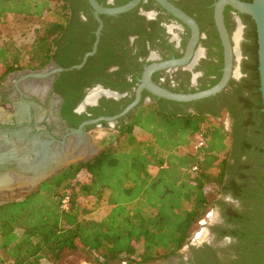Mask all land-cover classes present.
I'll return each instance as SVG.
<instances>
[{
  "label": "trees",
  "instance_id": "1",
  "mask_svg": "<svg viewBox=\"0 0 264 264\" xmlns=\"http://www.w3.org/2000/svg\"><path fill=\"white\" fill-rule=\"evenodd\" d=\"M69 3L0 0V25L10 15H17L36 26L31 44L0 43V85L14 71L41 68L53 60L63 67L82 61L84 53L92 49L97 23L91 13L83 20ZM253 23L252 34L257 39ZM81 26L89 28L87 45L75 55L61 56L81 36ZM101 52L99 49L90 57L82 69L65 73L71 82L63 92L75 99L73 109L87 86L103 81L93 79L91 69L96 67L108 77L115 73L108 69L117 60L107 55L102 57L103 65L95 64ZM255 57L253 88L260 101L253 109L257 107L263 116L260 131L264 134L258 42ZM160 100L164 103L137 107L119 121L110 143L104 140L107 145L88 162L62 170L24 198L0 200V264H42L44 259L56 264L77 251L90 254L99 264L151 263L177 252L212 206L223 202L211 196L223 192L244 203L253 202L251 212L258 220L253 234L264 241V159L248 160L241 181L232 179L234 143L222 114L201 108L196 112L172 109L169 104L173 101ZM200 138L205 144L197 147ZM244 147L248 149L250 144ZM257 147L255 153H264V142ZM66 196L70 201L63 207ZM104 201L110 207L108 213L100 220L89 218ZM230 213L233 220L246 217L236 207Z\"/></svg>",
  "mask_w": 264,
  "mask_h": 264
},
{
  "label": "flooded vegetation",
  "instance_id": "2",
  "mask_svg": "<svg viewBox=\"0 0 264 264\" xmlns=\"http://www.w3.org/2000/svg\"><path fill=\"white\" fill-rule=\"evenodd\" d=\"M98 1L107 7H117L131 0ZM168 1L196 20L201 33L200 40L188 64L156 71L152 80L180 93L209 88L213 80L221 79L224 67V47L214 20V5L218 0ZM69 4L78 10L85 21L88 20V14H92L97 23L95 34L98 21L88 0H70ZM100 16L104 21V28L97 53L99 49L103 52L96 58L95 64L103 65L102 57L107 55L109 59L117 60L116 65L108 69V73H115L108 77L103 71L96 70V67L91 69L94 72L93 79L103 78V81L92 82V86H87L83 90L85 96L74 109L72 105L75 99H70L63 92L71 82V78L65 74L68 71L57 72L52 82L50 77L37 78L31 75L35 71L51 72L56 66L61 67L58 60H53L41 68L14 71L0 85V106L11 108L16 103L35 101L43 107L45 112L38 119V111L31 106V119L23 122V125L40 133L42 138L52 136L62 139L67 132L80 127L85 120L119 114L136 99L146 66L185 55L191 28L157 0H141L128 12ZM225 21L234 47V72L228 86L216 96L192 102L173 101L169 106L172 109L181 108L193 112L201 108L222 114L223 124L231 132L234 143L230 153V161L234 166L231 176L232 179L241 181L240 173L248 160L264 159V153L257 154L258 144L264 142V134L260 131V120L263 116L259 114L257 107L253 109L260 101V95L253 88L255 77L251 69L256 61L255 44L258 41L252 34L254 23L250 15L240 13L227 5ZM79 30L81 36L68 49L61 51V56L75 55L85 48L88 43L85 32L89 28L81 26ZM95 40L96 34L92 48ZM160 99L164 98L143 89L139 104L131 112L114 122L104 120L99 124L86 125L85 129L93 136L95 144L100 146L95 138L96 131H117L119 121L126 120L137 107L163 104ZM259 110L264 113L263 108ZM0 126L19 127L15 118L13 122L4 125L0 123ZM246 144H250L248 149L244 147ZM253 167L256 168L257 164ZM215 199L223 202L212 206L206 217L198 222V232L191 233L177 252L151 263H130L125 260L119 264H264V241L259 240L256 233L253 234L258 221L256 213L251 212L253 202L244 203L230 192H223ZM233 207L246 217L233 220L230 213Z\"/></svg>",
  "mask_w": 264,
  "mask_h": 264
},
{
  "label": "water",
  "instance_id": "3",
  "mask_svg": "<svg viewBox=\"0 0 264 264\" xmlns=\"http://www.w3.org/2000/svg\"><path fill=\"white\" fill-rule=\"evenodd\" d=\"M141 0H131L128 3L107 7L98 0H88L94 11L98 27L96 40L92 50L86 52L80 63L69 67L56 66L51 72L46 70L32 72L37 78L50 77V82L57 72L72 71L83 68L89 58L94 56L99 48V42L104 28L101 14L118 15L133 9ZM163 7L191 28V37L187 44L185 55L181 58L155 62L145 67L141 84L137 89L136 99L122 112L113 116L85 120L80 127L67 132L62 139L42 138L40 133L23 125L26 119H31V106L36 108L37 118L44 113L43 107L33 102L16 103L11 108L0 106V123L7 124L17 120L19 127L0 126V200L10 201L24 198L40 187L42 183L52 178L60 171L81 162H88L98 155L103 148L94 142V138L86 129V125L99 124L101 121L114 122L119 117L131 112L140 102L143 89L149 90L160 98L178 102H192L216 96L229 84L234 72V47L225 21V8L230 5L240 13L250 15L256 23L260 91L264 112V0H218L214 5V20L224 47V67L221 79L213 86L189 93H180L165 88L152 80L154 72L186 65L190 62L200 40V28L196 20L168 0H157ZM15 72H12L14 74ZM118 95L117 93H112ZM28 116V117H27Z\"/></svg>",
  "mask_w": 264,
  "mask_h": 264
},
{
  "label": "rangeland",
  "instance_id": "4",
  "mask_svg": "<svg viewBox=\"0 0 264 264\" xmlns=\"http://www.w3.org/2000/svg\"><path fill=\"white\" fill-rule=\"evenodd\" d=\"M36 26L31 25V23H27L21 16L10 15L8 21L4 25H0V43H4L9 40H13L19 45H27L31 44L35 37V29ZM222 120V119H221ZM115 131H107L103 129H99L95 132V138L98 144L101 147H105L107 144H103L104 140H110L115 135ZM153 172H155L153 170ZM216 195L211 196V199H215ZM110 210V207L104 201L102 206L89 215V218L94 220L102 219ZM199 223H197L192 229V233H196L199 230ZM196 231V232H195ZM95 264L94 257L86 252H72L67 254L61 262L56 264ZM42 264H55L53 261L48 259H44ZM119 264V263H118Z\"/></svg>",
  "mask_w": 264,
  "mask_h": 264
},
{
  "label": "built area",
  "instance_id": "5",
  "mask_svg": "<svg viewBox=\"0 0 264 264\" xmlns=\"http://www.w3.org/2000/svg\"><path fill=\"white\" fill-rule=\"evenodd\" d=\"M204 144H205V140L203 138H200L198 143H197V147H201ZM69 201H70V197L69 196L64 197V199H63V207H67ZM8 264H11V263H8Z\"/></svg>",
  "mask_w": 264,
  "mask_h": 264
}]
</instances>
